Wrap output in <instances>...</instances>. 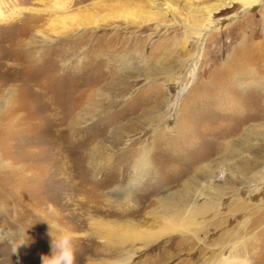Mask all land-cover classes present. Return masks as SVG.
<instances>
[{"label":"rangeland","instance_id":"374dc122","mask_svg":"<svg viewBox=\"0 0 264 264\" xmlns=\"http://www.w3.org/2000/svg\"><path fill=\"white\" fill-rule=\"evenodd\" d=\"M91 1L45 12L16 52L31 11L0 20V264H42L65 229L76 264H264V66L238 60L264 40V0ZM27 6L45 8L0 0L8 18ZM54 148L67 174L21 176L27 149L53 169ZM182 197L220 203L167 233Z\"/></svg>","mask_w":264,"mask_h":264},{"label":"bare ground","instance_id":"6f19581e","mask_svg":"<svg viewBox=\"0 0 264 264\" xmlns=\"http://www.w3.org/2000/svg\"><path fill=\"white\" fill-rule=\"evenodd\" d=\"M39 1L44 3L45 8L39 9V8L28 7V6L27 7L18 8V9L13 10V13L11 14L12 17H9V18H8L7 15H4L3 11L0 8V20H9V19L11 20V18L14 19L18 15H20V14L26 12V11H31L29 13L26 12L27 14H29L28 15L29 24H27L26 28L24 29V32L20 35V37L15 39L12 42V44H11L12 47L10 46L11 47L10 49H12L14 47V49H12L13 51H15L16 49L18 51V48L20 49V47L22 48L24 45H26V42L29 40V35L34 31V29H36L37 27L39 28L41 26H44L48 22L47 20H49V19H46L45 17H43V14H45V12H48V10H49L48 13H49V15H51L52 12L55 9L63 10L65 8H70V6H74L76 4L79 5V4L85 2V0H39ZM102 1L103 0H99V1L93 0V1H91L90 5H92L94 7H97V6L101 5L100 3ZM240 1L246 3L248 6H251V5L255 4L256 2L258 3L261 0H240ZM60 32L61 31L57 32V34L60 33ZM29 43H31V42H29ZM241 48H242V50L239 53L240 57L238 59L240 61V66L243 65V66L247 67L248 64H250L252 62H255L257 60H259V62H260L259 63L257 61L258 64H261V65L264 66V40L261 41V42L248 41V43L246 45H243ZM28 56L30 58H34L35 57V56L33 57L32 53H30V54L28 53ZM25 61H26V59H25ZM252 69L253 68L247 69L249 71V73H248L249 76H252V71H253ZM59 148H61V147H59ZM52 151H53V153H51V154L54 155V156H55V154L56 155L60 154V155H57L59 157V160H58L59 162H57V161L55 162V167L53 169H52V167L50 165H48V163L46 164V162H47L46 159H47V157H50V155H43L44 153L42 151H40V150H37V153H35V150L27 149L26 150V152H27L26 158L24 159L25 163L23 162L25 165L23 164L22 171L20 173L21 176L25 177L28 174H30L31 177H36L38 175H41L43 177V176L49 175L50 172L58 174V175H59V173L60 174L64 173V175L67 174L68 166H66V165L63 166L62 163H61L63 161V158H64V156H62V154H61V150L54 148ZM48 154H49V152H48ZM56 164H57V166H56ZM3 165H4V163H3ZM50 167H51V169H50ZM146 167H147V162L145 160L140 161L135 166V172H134L135 175H134V178H133V180L131 182V187L135 185V183L139 180V178H141L142 174L146 170ZM49 169L51 171H49ZM27 170H29V171H27ZM26 173H28V174H26ZM215 178L221 180L223 178V175H221V174L219 175L218 174V176L216 175ZM80 182L79 181H73L71 183V184H73L72 187H75L76 190L78 191L77 192L78 194H76V195H79L81 190H82V188H80ZM207 182L213 184L214 180H208ZM84 191H86V190H84ZM96 193L95 194L98 196L99 191H96ZM86 194H88V197L86 196L85 200L82 199V198H79V201H80L79 203L81 205H83V206L90 205V207H91V202L99 204V203H97V201H99V199L98 200L97 199L95 200V198L91 199L92 197H90V196L93 195L92 192H91V194H90V192H87ZM130 195H131L130 192L127 191L125 196H126L127 199H129ZM100 199H101V197H100ZM172 200L174 201V205L172 206L173 209L170 210L168 208L169 210L167 209V213L163 214L164 216L162 215L161 219L158 220L164 226H166V225H168L169 227L172 226L171 227L172 230L168 231L167 233H170L173 230L177 231L178 228H182V230L184 232L186 231V232L192 233L194 227L199 226V224L201 223V222L197 221V218L199 217V215L200 214H202V215L205 214L208 210H210L211 208L213 209V208L217 207L219 205V203H220L218 201L213 200L214 203H218V204H214V203L212 204L211 203L212 201L211 202H205L203 204H198L196 199L195 200H189L187 197H185V198L182 197L181 199H179L177 201H175L176 199L175 200L172 199ZM108 202H109V200H108ZM92 206H95V209L97 211L100 210V209H98L97 205H92ZM110 207H113V206L110 205V203H109V208L106 209L108 211V213H110L111 210H112V208H110ZM99 208H101V207H99ZM93 219L95 220V222H97L100 225V227L102 229H104V231L106 232V236L105 237L109 241H111L114 237H118V234H119L118 233V229L119 228L117 226H119V225H117V223H116L117 221L111 219V220H107V221L101 220L100 222H98V220L96 218H93ZM146 221H149V219L146 220ZM133 224L134 223L131 222V225H133ZM164 232L165 231H163L162 234ZM152 235L153 236H149L148 234H142V233H139V232H135V234H133L132 237H133V239L135 241L138 240V239H140V240L143 239V240L146 241V244H148V243H151V242L157 240L160 237L159 234H157V235L152 234ZM122 237H127V235L122 234Z\"/></svg>","mask_w":264,"mask_h":264},{"label":"clouds","instance_id":"9594fccd","mask_svg":"<svg viewBox=\"0 0 264 264\" xmlns=\"http://www.w3.org/2000/svg\"><path fill=\"white\" fill-rule=\"evenodd\" d=\"M74 239H76L74 233L67 229L55 237L52 236V252L42 257V264H76Z\"/></svg>","mask_w":264,"mask_h":264}]
</instances>
